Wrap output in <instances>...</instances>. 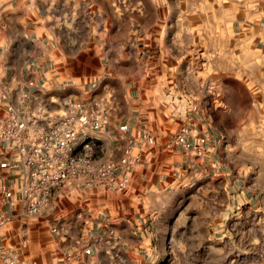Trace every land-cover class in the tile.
Returning a JSON list of instances; mask_svg holds the SVG:
<instances>
[{
	"label": "crops",
	"instance_id": "1",
	"mask_svg": "<svg viewBox=\"0 0 264 264\" xmlns=\"http://www.w3.org/2000/svg\"><path fill=\"white\" fill-rule=\"evenodd\" d=\"M206 58L212 74L238 72L248 83L258 74L263 81L264 0H0V120L7 107L20 115L41 109L37 120L46 126L45 117L61 113L67 100L84 111L100 105L105 127L84 135L94 160L117 161L128 144L140 153L124 190L73 181L27 216L17 192L23 170L15 147L0 141V215L8 220L0 230V258L11 249L20 264L167 260L168 233L188 224L181 196L200 186L212 201L219 186L218 119L200 109L185 77L180 81L202 74L192 64ZM219 59L226 72L216 68ZM181 127L189 150L168 146ZM144 132L151 145L139 144ZM54 227L64 233L52 234Z\"/></svg>",
	"mask_w": 264,
	"mask_h": 264
},
{
	"label": "rangeland",
	"instance_id": "2",
	"mask_svg": "<svg viewBox=\"0 0 264 264\" xmlns=\"http://www.w3.org/2000/svg\"><path fill=\"white\" fill-rule=\"evenodd\" d=\"M215 62L226 72L225 59ZM192 65L202 74L181 75L180 81L185 77L200 109L218 119L219 186L212 201L200 186L186 189L179 201L188 224L168 233L172 247L162 264H264V78L251 75L248 83L238 72L212 74L210 58Z\"/></svg>",
	"mask_w": 264,
	"mask_h": 264
},
{
	"label": "built area",
	"instance_id": "3",
	"mask_svg": "<svg viewBox=\"0 0 264 264\" xmlns=\"http://www.w3.org/2000/svg\"><path fill=\"white\" fill-rule=\"evenodd\" d=\"M38 109L33 114H18L11 107L6 108L5 116L0 120V141L15 147L23 170V180L18 187L22 212L34 215L42 211L50 193L54 189L64 188L73 181L84 187H99L108 192H119L128 184V173L140 161L137 146L128 144L122 150L117 161L97 162L90 153V146L84 135L105 127L107 114L104 107L93 105L84 111L79 102L67 100L63 111L46 116V126L38 123L37 117L43 116ZM79 141V150H73V144ZM153 138L144 132L139 144L151 145ZM168 146L191 149L188 130L181 127L169 140ZM196 156L201 154L193 149ZM9 206H13L11 194H4ZM7 219L0 215V230ZM51 233L61 235L63 227L51 228ZM0 264H20L16 253L11 249L3 251Z\"/></svg>",
	"mask_w": 264,
	"mask_h": 264
}]
</instances>
